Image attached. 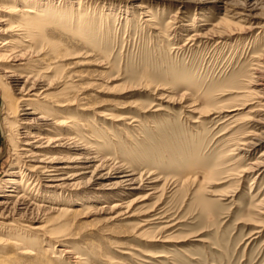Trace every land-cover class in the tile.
I'll use <instances>...</instances> for the list:
<instances>
[{
    "label": "rangeland",
    "instance_id": "1",
    "mask_svg": "<svg viewBox=\"0 0 264 264\" xmlns=\"http://www.w3.org/2000/svg\"><path fill=\"white\" fill-rule=\"evenodd\" d=\"M23 1L0 0L1 28L15 20L2 8L25 6ZM27 1L40 10L38 21L47 27L43 38L59 41L52 69L44 72L49 56L34 67L43 77L41 91L56 102L76 97L72 105L81 108L72 116L91 127L88 133L80 130L85 138L100 137L94 144L101 157L158 179L159 193L135 207L149 209L159 202L176 225L167 231L169 242L140 236L135 226L142 217L124 218L110 205L146 192L111 186L116 174L95 182L88 172L63 194L70 193L71 200L31 190L38 203L82 210L68 222L72 236L50 246L41 240L38 259L19 258L20 264H74L62 252L70 244L75 251L70 256L80 254L85 264H264V228L254 233L259 229L254 222L263 217L255 204L264 195V167L252 165L264 150V138L248 152L234 149H244L238 143L250 132L264 137V117L247 113L248 107L230 124L223 111L240 102L237 92L253 87L254 68L264 59V0ZM71 19L80 25L67 28L64 22ZM217 21L220 38L186 41ZM12 34L0 33V39ZM18 88L0 78V181L17 170V138L23 131L18 118L25 114H12L6 99L23 109L25 103L15 99ZM191 101L202 111L222 110L193 113L185 106ZM37 123L29 130L45 129ZM94 196L95 201L87 200ZM42 210L38 214L45 217ZM162 225H150L149 232ZM51 254L61 256L55 262Z\"/></svg>",
    "mask_w": 264,
    "mask_h": 264
},
{
    "label": "bare ground",
    "instance_id": "2",
    "mask_svg": "<svg viewBox=\"0 0 264 264\" xmlns=\"http://www.w3.org/2000/svg\"><path fill=\"white\" fill-rule=\"evenodd\" d=\"M23 2L26 4L25 6L7 5L5 7L8 8H2V11L7 10L11 16H15V20L6 24V29L0 27V33H13V36L0 39V78L8 80V83L14 87H19L18 92L20 95L15 99L22 100L25 103L23 109H19V106H15L13 99H6L7 107L10 106L12 108H9L12 114L25 115L18 118L23 131L19 133L18 137L20 138H17L20 139L16 146L14 162L17 170H11L0 181V264H20L19 258L37 260L39 257L37 247L40 245L41 240H44L45 244L50 246L72 236V233H67L70 228V223L68 224V222L69 220H74L77 216L79 217L78 211L81 206L79 209L68 204H59L60 202L45 205L38 203L35 199L36 197H33L30 192L35 189L36 193H44L45 197L49 199L50 197L62 195L69 196L71 200L72 195H69L70 193H67L68 195L63 194L69 188L77 185L88 172L93 175L95 182H102L111 174H116L117 181L111 186L121 191H145L146 193L142 195L136 193L129 199L123 198L113 201L110 205V210L118 211L120 215H124V218L137 217L140 219L142 217L135 227L139 230L138 234L147 238V240L172 241L171 234L169 235L167 231L174 227L176 222H171L172 218H168L162 205L161 207L158 206L160 205L159 202L157 205L154 203L155 206L151 205L152 207H149V209L135 207L138 202L159 193L160 188L155 184L158 179L147 175L150 172L146 174L147 176H144L137 172L135 173L136 170L134 171L133 169L129 170L127 168L129 170L127 171L124 169L125 166H121L122 164H109L106 160L107 158L101 157V149L94 144L100 141V137L89 133V136L85 138L80 130L88 133L91 127L85 125L84 122H79L72 116L75 109L81 108L78 105H72L76 97L66 98L64 102H56L55 97H48L44 90L41 91L39 83L43 77L37 74L34 67L49 56V58L51 57L50 59L48 58L50 63H47V68L44 72L47 73L50 68L52 69L51 59L59 58L56 56L58 51L57 43L59 41H53L55 39L45 40L43 38L44 30L47 27L40 25L38 21L41 16L40 10L30 6V1L24 0ZM2 20L0 18L1 25H3ZM73 24L80 25V22L77 19L64 22L67 28L73 26ZM218 25L220 26V21H217V24H213L209 28H207L208 26L203 29L200 28L197 32L192 33L186 41L204 43L220 38L224 34L217 28ZM14 68H21V71L16 73L13 70ZM254 69L256 75L253 77L255 80H252L253 82L250 84L253 87L249 90L237 92V100L240 102L233 103L223 109L224 112H227L225 116H228L227 120H230V124H235L241 119L238 118L239 114L248 107L247 113L258 112L264 117V59L257 63ZM69 88V86L63 85V89ZM68 102H71V105ZM185 106L188 108L187 110L193 113L201 111L210 114L219 113L222 110V106L219 107L217 105L218 107L214 106V108L216 107L215 109L213 108L214 111H211L212 109L202 111L203 109L201 110L193 101ZM20 110H27V113H20ZM34 122L42 124L45 129L30 131L29 128ZM61 130L66 131L61 133ZM248 136V140L243 141L241 139L243 142L238 143V145L245 146L244 149H240L241 147L239 149L238 147L233 148L248 152L249 149L258 144L259 140L264 138L253 132L248 133ZM252 165L258 167V170L264 167V150L258 155ZM165 188H168V186ZM87 198V200L90 198V201H95L94 198L96 197ZM202 203L203 206L209 205L207 202ZM255 208L257 213L263 216L257 223L254 222L255 226L259 228L254 233H259L261 232L260 228H264V195L255 204ZM41 209H43L45 217L39 216L38 212ZM47 215L50 217L46 219ZM154 223H162L163 225L157 231L155 230L154 233H150V225ZM34 239L35 241H32ZM45 250L48 251V249ZM62 252L69 254V258L73 259L74 264H85V257L82 258L79 256L80 254L70 256V254L75 252H73L71 244L69 248L62 249ZM59 256L51 254V257L55 258V262H57ZM34 264H37V262Z\"/></svg>",
    "mask_w": 264,
    "mask_h": 264
}]
</instances>
